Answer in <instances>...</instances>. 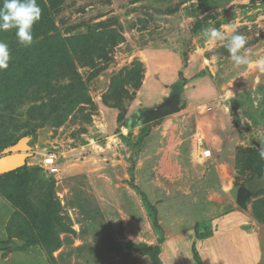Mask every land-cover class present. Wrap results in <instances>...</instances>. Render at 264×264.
<instances>
[{
  "label": "rangeland",
  "instance_id": "374dc122",
  "mask_svg": "<svg viewBox=\"0 0 264 264\" xmlns=\"http://www.w3.org/2000/svg\"><path fill=\"white\" fill-rule=\"evenodd\" d=\"M37 3L42 15L33 26V44L39 50L34 53L20 45L15 29L0 31V40L11 53L9 67L0 70V157L21 141L29 147L24 176L0 173V264H57L59 235L72 229L63 199L74 192L84 194L83 190L100 191L107 186L108 168L125 170L123 161L133 159V149L119 138L130 133L131 143L140 130V144L154 130H174L175 142L186 138L188 144L180 141L174 150L188 147L190 161L182 162L188 167L204 162L222 165L211 201L215 206L206 207L205 231H218L217 223L233 212L242 222L264 225V160L259 157L264 72L254 63L264 56V0ZM212 27L222 28L226 37L233 30L244 35L253 63L236 67L227 41L207 43L203 30ZM46 36L55 40L48 42ZM68 40L72 45L64 44ZM40 63L38 71L24 75L33 72L28 66ZM20 80L23 90L14 87ZM13 92L16 98L9 96ZM175 93L180 96L178 113L149 124L138 115L161 106ZM156 142L161 140L152 150ZM48 154L57 157L52 166L44 164ZM151 163L156 176L157 162L141 163L144 174ZM254 179L261 187L243 209L230 191ZM166 180L159 186L171 200L189 191L176 177ZM156 182L151 184L153 191ZM133 183L131 177V189ZM191 185L196 187L195 182ZM150 207L156 211L155 205ZM262 229L256 234L264 244ZM139 250L156 257L160 246Z\"/></svg>",
  "mask_w": 264,
  "mask_h": 264
},
{
  "label": "crops",
  "instance_id": "0c3cea01",
  "mask_svg": "<svg viewBox=\"0 0 264 264\" xmlns=\"http://www.w3.org/2000/svg\"><path fill=\"white\" fill-rule=\"evenodd\" d=\"M129 135L121 133L119 140L126 147L131 144L128 148L133 149V159L123 161L125 170L119 166L106 170L104 183L108 187L103 184L100 191L74 192L67 200L63 199L72 220V231L59 235L61 246L54 253L57 264H154L139 248L155 245L160 246L158 258L162 264H197L195 252L203 264H264V244L256 234L257 229L263 232L264 225L242 222L240 214L233 212L217 223L218 231L203 229L206 207L215 206L211 201L216 198L214 192L220 185L218 175L223 173L222 165L204 162L202 166L189 164L188 167L182 163L187 158L190 161L191 151L181 146L175 152L174 144L184 142L186 138L175 142L177 132L174 130L148 133L143 147L139 143L142 130L137 136L134 133L131 143ZM157 139L161 142H156V150H152ZM146 157L153 159L147 161ZM143 162H157L156 176L152 172V163L148 174H144ZM129 165L132 166L127 168ZM202 170L201 175L195 174ZM131 177L132 189L128 185ZM174 177L177 182L186 183L182 188H189V191L171 200L165 187L159 185L168 178L174 181ZM158 180L160 183L156 182ZM153 182L157 183L155 192ZM193 182L196 187L191 185ZM159 187L163 188L160 190ZM153 205L156 211L152 212L150 206ZM188 215L190 218H185ZM179 218L183 223L176 222Z\"/></svg>",
  "mask_w": 264,
  "mask_h": 264
},
{
  "label": "clouds",
  "instance_id": "9594fccd",
  "mask_svg": "<svg viewBox=\"0 0 264 264\" xmlns=\"http://www.w3.org/2000/svg\"><path fill=\"white\" fill-rule=\"evenodd\" d=\"M41 15L42 9L37 0H2L0 31L15 29L18 43L24 47H30L34 42L33 26L41 19ZM203 36L207 43L215 44L227 41L225 47L236 67L250 66L253 63L252 50L246 47L247 40L244 35L233 30V34L226 37L222 28L212 27L203 30ZM10 60L9 45L0 40V70H6ZM254 63L260 72H264V56L256 59ZM259 144V157L264 160V139L260 140Z\"/></svg>",
  "mask_w": 264,
  "mask_h": 264
},
{
  "label": "water",
  "instance_id": "95a60500",
  "mask_svg": "<svg viewBox=\"0 0 264 264\" xmlns=\"http://www.w3.org/2000/svg\"><path fill=\"white\" fill-rule=\"evenodd\" d=\"M180 96L179 93H175L169 99H167L161 106L150 109L144 112H139L140 118L145 121L146 124L162 120L166 117L174 115L179 112ZM131 120L130 122H132ZM134 126H130L133 129ZM29 147L24 141H21L15 147H13L9 153L3 157H0V173L8 174L23 168L28 159ZM261 187V182L258 179H254L247 183L245 186H241L231 190L230 194L235 203L243 208H247V202L257 190Z\"/></svg>",
  "mask_w": 264,
  "mask_h": 264
},
{
  "label": "trees",
  "instance_id": "16d2710c",
  "mask_svg": "<svg viewBox=\"0 0 264 264\" xmlns=\"http://www.w3.org/2000/svg\"><path fill=\"white\" fill-rule=\"evenodd\" d=\"M45 40L48 41V42H51L52 40H55V37L54 36H46V39ZM68 42H71V40L66 41L64 44L67 45ZM36 44L35 45L32 44L30 47H27V50L28 49H31L32 52L34 51V53H35L37 50H39V47H37ZM71 45H72V42H71ZM40 67H41V63L38 66L37 65H30V66H28L27 69H30V70L32 69L33 72L32 71H29L27 73H24V75L25 76H28V75L31 76L35 71H38L40 69ZM43 72H44L43 70L40 71V75L41 76H43ZM45 72H46V75H47V69L45 70ZM20 82H21V80L18 81V82H16L15 85H14V87H18L19 89H22V90H23V88L25 89L26 88L25 85L23 86V85L18 84ZM16 95H18V94L16 92H13L9 96L10 97L13 96V98H16ZM12 173H19V174L23 173L22 176H24L25 175L24 174L25 173V169L24 168H21V169H19L17 171H14V172H11V173H8V174H12ZM71 231H72V229L70 231L64 230V231H62V233L63 232H71ZM198 234L200 235V233H198ZM60 246H61V241H60V237H59V239H58V245H57V250L60 248ZM160 251H161V249H160ZM160 251L158 252V254L156 255V257H151V255H149L151 257V259H152V261H153L154 264H162V262L158 258V255H159ZM195 260H196L197 264H203L201 262V259L199 258L198 254L196 252H195Z\"/></svg>",
  "mask_w": 264,
  "mask_h": 264
},
{
  "label": "built area",
  "instance_id": "2783aa9c",
  "mask_svg": "<svg viewBox=\"0 0 264 264\" xmlns=\"http://www.w3.org/2000/svg\"><path fill=\"white\" fill-rule=\"evenodd\" d=\"M57 161V157L53 154H48L46 155V158H45V161H44V164L46 166H52L56 163Z\"/></svg>",
  "mask_w": 264,
  "mask_h": 264
},
{
  "label": "bare ground",
  "instance_id": "6f19581e",
  "mask_svg": "<svg viewBox=\"0 0 264 264\" xmlns=\"http://www.w3.org/2000/svg\"><path fill=\"white\" fill-rule=\"evenodd\" d=\"M84 169H85V168H84ZM92 173H93V172H92ZM85 174H86V173H85ZM78 176H79V175H78ZM78 176H77V177H78ZM75 177H76V176H75ZM79 178H80V177H79ZM76 179H77V178H76ZM92 179H93V178H92ZM95 179H97V178H95ZM83 182H84V179L81 180V182H80L79 184H84ZM98 182H99V181H98ZM79 187H80V185H79ZM80 191H81V190H80ZM83 191H85V190H83Z\"/></svg>",
  "mask_w": 264,
  "mask_h": 264
}]
</instances>
